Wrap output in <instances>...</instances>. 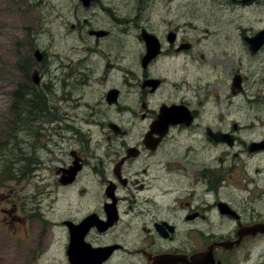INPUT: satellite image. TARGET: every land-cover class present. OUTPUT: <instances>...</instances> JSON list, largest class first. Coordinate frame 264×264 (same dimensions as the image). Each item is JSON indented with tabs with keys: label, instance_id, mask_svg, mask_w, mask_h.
I'll list each match as a JSON object with an SVG mask.
<instances>
[{
	"label": "flooded vegetation",
	"instance_id": "af4514ba",
	"mask_svg": "<svg viewBox=\"0 0 264 264\" xmlns=\"http://www.w3.org/2000/svg\"><path fill=\"white\" fill-rule=\"evenodd\" d=\"M57 1L0 0L40 186L2 264H264V0Z\"/></svg>",
	"mask_w": 264,
	"mask_h": 264
},
{
	"label": "rangeland",
	"instance_id": "374dc122",
	"mask_svg": "<svg viewBox=\"0 0 264 264\" xmlns=\"http://www.w3.org/2000/svg\"><path fill=\"white\" fill-rule=\"evenodd\" d=\"M52 1L56 2L57 0ZM57 2L58 10L65 13L64 6L67 2L62 0ZM8 14V10L0 6V172L6 170L8 176L0 186V210L14 211L16 209L20 214H23L25 210H29V198L26 196L31 190L36 192L40 186L30 187L34 181H29L22 165L19 164V161H22L24 157L20 150H28L31 143L26 136L29 133L22 126L23 122L21 124L17 121L12 123L11 119L12 83L10 81L11 54L7 37L10 22ZM36 126L39 129L41 126L42 130L49 128L47 123L39 122L34 123L30 129L33 130ZM16 153H18L16 158L19 160L14 162L13 157ZM0 219H2L1 215ZM8 227L0 225V248L6 247L9 243V234L5 233V231H10ZM3 261L4 259L0 258V264Z\"/></svg>",
	"mask_w": 264,
	"mask_h": 264
},
{
	"label": "trees",
	"instance_id": "16d2710c",
	"mask_svg": "<svg viewBox=\"0 0 264 264\" xmlns=\"http://www.w3.org/2000/svg\"><path fill=\"white\" fill-rule=\"evenodd\" d=\"M7 172L6 170H3L0 172V186H2L3 182L7 179Z\"/></svg>",
	"mask_w": 264,
	"mask_h": 264
}]
</instances>
